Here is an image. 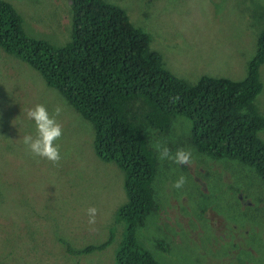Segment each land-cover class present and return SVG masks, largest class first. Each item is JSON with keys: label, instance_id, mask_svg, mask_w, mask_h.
Masks as SVG:
<instances>
[{"label": "rangeland", "instance_id": "obj_1", "mask_svg": "<svg viewBox=\"0 0 264 264\" xmlns=\"http://www.w3.org/2000/svg\"><path fill=\"white\" fill-rule=\"evenodd\" d=\"M5 1L20 15L28 35L54 45L69 39V0ZM106 1L144 29L151 48L164 56V67L189 83L202 74L243 77L264 27V0ZM258 73L262 89L256 104L264 115V62ZM36 104H44L50 114L61 109L58 164L32 155L22 142L25 135L37 134L27 117ZM149 136L153 147L161 143L173 154L178 148L190 149L192 163L161 161L154 147L157 208L135 227L136 243L159 264H264V183L257 173L237 160L198 152L189 142V122L181 115L170 118L167 131L149 130ZM92 139L88 120L36 70L0 49V264L113 263L124 235L122 222L114 220L125 201L123 173L94 154ZM180 176L185 183L174 188ZM215 200L226 201L231 211L208 210ZM240 202L250 206L243 209L244 219L237 215ZM91 206L98 212L90 225ZM109 231L106 247L75 253L104 241ZM171 235L176 242L165 245L164 237Z\"/></svg>", "mask_w": 264, "mask_h": 264}, {"label": "trees", "instance_id": "obj_2", "mask_svg": "<svg viewBox=\"0 0 264 264\" xmlns=\"http://www.w3.org/2000/svg\"><path fill=\"white\" fill-rule=\"evenodd\" d=\"M69 3V39L54 45L28 35L17 11L0 0V49L36 70L88 120L94 154L122 171L125 201L114 220L122 222L124 235L112 264H159L134 236L135 227L157 208V157L149 130L167 131L170 118L181 115L198 152L237 160L264 183V115L256 104L262 89L258 69L264 62V27L243 77L202 74L189 83L164 67V56L151 48L150 35L133 25L121 7L106 0ZM111 232L75 253L106 247Z\"/></svg>", "mask_w": 264, "mask_h": 264}, {"label": "clouds", "instance_id": "obj_3", "mask_svg": "<svg viewBox=\"0 0 264 264\" xmlns=\"http://www.w3.org/2000/svg\"><path fill=\"white\" fill-rule=\"evenodd\" d=\"M61 109L57 107L52 114L44 104H36L27 110V117L34 121L36 126V136L25 135L23 144L27 146L30 153L41 157L53 164H58L61 160L60 145L57 143L63 135V128L57 120ZM159 153L161 161L171 160L177 165H190L192 163V151L190 149L178 148L173 154L171 150L161 143L154 145ZM185 183V177L180 176L173 184L174 188H182ZM97 208L91 206L87 209L88 223H96Z\"/></svg>", "mask_w": 264, "mask_h": 264}, {"label": "flooded vegetation", "instance_id": "obj_4", "mask_svg": "<svg viewBox=\"0 0 264 264\" xmlns=\"http://www.w3.org/2000/svg\"><path fill=\"white\" fill-rule=\"evenodd\" d=\"M221 204H223V207L221 206ZM244 207H250V206H249V202H240V208H239V211H238V214H237V215L240 216L241 219H244V216H245V211L243 210ZM216 208L219 209L220 211H221L222 208H223V209H224V211H223V214H224V215H225V214H228V213L231 211V207L228 205V203H226V201L221 202V201L215 200V201L212 202V204L209 206V209H208V210L215 211ZM251 222H253L252 219H251ZM251 224H252V223H251ZM175 229L177 230V228H175ZM243 236H244V234H243V232H242V234H241V239H242ZM254 236H255L256 239H257V231H256L255 227H254ZM167 237H168V236H165L164 239H163L164 242H166L165 245H174V243L176 242V241H175L176 237H174L173 235H171L170 237H168V239H167V241H166V238H167ZM220 237L224 238V234H221ZM230 237H231V239H233L232 235H230ZM215 239H217V238L215 237ZM176 240H177V239H176ZM215 247H216V249H219V247H218L217 245H216ZM228 253H229V252L226 250L225 255L227 256ZM212 254H213V252H212Z\"/></svg>", "mask_w": 264, "mask_h": 264}]
</instances>
